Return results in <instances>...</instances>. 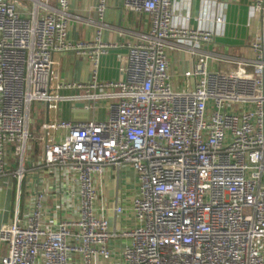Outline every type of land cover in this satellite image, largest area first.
Instances as JSON below:
<instances>
[{"label": "built area", "instance_id": "1", "mask_svg": "<svg viewBox=\"0 0 264 264\" xmlns=\"http://www.w3.org/2000/svg\"><path fill=\"white\" fill-rule=\"evenodd\" d=\"M49 2L0 0V177L11 173L12 147L19 180L28 171L33 104L58 115L70 104L76 117L41 125L42 160L30 171L53 184L41 180L0 227V264H264V0H254L253 56L238 61L204 50L211 31L176 26L172 0H124L151 28L129 46L122 81L98 79L101 56L117 48L102 40L108 0L96 7L92 42L69 40L71 0ZM176 51L195 60L184 90L170 74ZM68 53L91 62L89 82L55 83L54 56ZM127 171L137 183L134 226L118 229L127 206H109L100 186ZM68 207L76 217L57 216Z\"/></svg>", "mask_w": 264, "mask_h": 264}, {"label": "crops", "instance_id": "2", "mask_svg": "<svg viewBox=\"0 0 264 264\" xmlns=\"http://www.w3.org/2000/svg\"><path fill=\"white\" fill-rule=\"evenodd\" d=\"M173 22L176 26L189 29H203L214 34V44L204 48L209 53L227 60L238 61L240 59H251V44L261 30L260 17L254 11V0H172ZM99 0H71L70 13L78 19L72 18L69 23V40L71 42H92L98 29V13L96 7ZM51 7L56 6V0H50ZM221 19V22H217ZM105 28L102 32V40L109 44L117 45V48L101 56L98 70L100 81H122L124 76L121 72L126 62L128 48L134 44L140 36L150 31L151 23L147 15L131 13L124 9V0H108L104 17ZM170 74L173 78L175 88L184 90L185 85L182 76L194 67L195 60L185 51H176L169 55ZM212 68L218 71H228L232 66L225 63H212ZM54 72L57 74L58 83H87L91 80L92 64L87 57L75 53L56 54L54 56ZM41 111V105L33 104L29 113V129L33 135H40L41 125L47 120L76 119L71 115L72 106L65 104L61 114L43 112L44 122L37 119V123L31 121L32 107ZM53 113V117L51 116ZM105 113L100 114L104 118ZM43 147L39 140L33 141V147L27 152L24 166L26 171L21 180L16 174L19 167L18 158L15 156L14 148H10L7 155L8 167L11 171L7 176L0 177V227L13 221L16 214L17 203L20 204L21 213L29 204V196L35 189H41V180H48L53 184L52 176L45 172L36 173L30 171L42 160ZM133 175L135 183L129 182V176ZM113 187L109 188L108 185ZM137 183L135 174L127 171L122 176L110 173L103 179L100 186V196L109 206L121 200L127 206V212L121 218L117 228L133 227L134 218L130 211V205L136 194ZM59 195L61 191L59 190ZM49 195L48 205L53 208L60 196ZM77 207H68L57 216L64 219L76 217ZM112 222L114 218L111 216ZM118 242L113 241L112 246ZM0 250L5 246L0 245Z\"/></svg>", "mask_w": 264, "mask_h": 264}, {"label": "rangeland", "instance_id": "3", "mask_svg": "<svg viewBox=\"0 0 264 264\" xmlns=\"http://www.w3.org/2000/svg\"><path fill=\"white\" fill-rule=\"evenodd\" d=\"M43 112H45V111H43V110L40 111L35 106L32 107V111H31V115L30 116H31V121H33L35 123V125L37 123V119L41 120V123L44 122L45 116H44ZM51 116L52 117L54 116L53 113H51ZM39 138H40V135L39 136L38 135L34 136V140L35 141H37ZM128 180H129V182L135 183V179H134L133 175H130ZM108 187L111 188V187H113V185L110 184V185H108ZM110 221H112L111 218H110Z\"/></svg>", "mask_w": 264, "mask_h": 264}, {"label": "water", "instance_id": "4", "mask_svg": "<svg viewBox=\"0 0 264 264\" xmlns=\"http://www.w3.org/2000/svg\"><path fill=\"white\" fill-rule=\"evenodd\" d=\"M83 105H75V108H82ZM74 112H71V115L73 114ZM73 116V115H72ZM47 122H49V120H47Z\"/></svg>", "mask_w": 264, "mask_h": 264}]
</instances>
